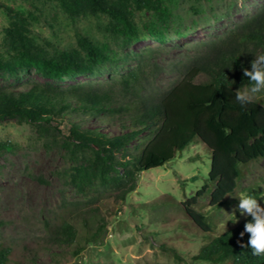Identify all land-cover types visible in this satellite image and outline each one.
<instances>
[{"label":"rangeland","instance_id":"obj_1","mask_svg":"<svg viewBox=\"0 0 264 264\" xmlns=\"http://www.w3.org/2000/svg\"><path fill=\"white\" fill-rule=\"evenodd\" d=\"M162 1L166 13L131 8L130 19L139 37L130 41L99 13L85 11L72 21L56 0H0L1 54L6 55L8 48L5 29L22 16L27 36L42 52L50 54L60 48L82 57L77 44L81 34L108 57L92 73L54 80L32 68L15 66L9 59L8 66L0 68V89L33 82L95 85L114 81L140 66L147 78L142 80L140 94H158L181 78L183 64L203 50L202 42L216 38L264 5V0ZM202 78L200 75L197 80ZM253 98L264 101V94ZM102 117L68 113L61 131L15 118L0 121V140L16 144L0 156V241L12 247L8 264H215L192 257L211 235L198 229L181 205L208 182L209 149L195 139L162 166L142 171L135 189L123 199L115 189L106 187L81 193L71 181L74 168L89 170L91 154L62 145L65 123L78 121L82 127L119 132L115 123ZM143 138L140 135L133 140L118 156L134 154ZM242 170L238 188L225 205L211 209L208 194L195 205L214 221L213 235L245 217L237 208L241 192L257 194L258 203L264 205V158ZM63 221L77 228L72 243L55 238L54 231ZM99 224L104 227L94 232ZM95 233L98 239L87 243L85 236Z\"/></svg>","mask_w":264,"mask_h":264},{"label":"trees","instance_id":"obj_2","mask_svg":"<svg viewBox=\"0 0 264 264\" xmlns=\"http://www.w3.org/2000/svg\"><path fill=\"white\" fill-rule=\"evenodd\" d=\"M56 1L72 21L85 11L106 16L130 41L139 37L138 28L130 19L131 8L151 13H166L168 9L162 0ZM26 26L20 16L5 29L8 48L6 55L0 53V68L8 66L11 59L15 66L32 68L44 78L54 80L92 73L108 59L103 49L81 34L77 44L82 57L60 48L50 54L42 52L27 36ZM200 47L203 50L183 64L181 78L158 94H140L142 82L147 79L143 78L140 66L114 81L95 85L50 86L33 82L19 88H1L0 121L15 118L61 131L60 125L68 113L94 118L104 115L101 119L115 123L119 132L109 134L70 121L65 123L67 134L62 145L91 154L87 158L89 170L74 168L71 181L79 192L112 188L120 199L135 189L142 171L162 166L198 139L210 151L208 182L181 205L198 229L210 233L211 239L192 257L215 264H264V254L253 255L251 248L240 244H247L249 234L245 232L241 237L240 233L250 216L213 235L214 221L195 207L206 194L211 209L225 205L238 188L242 168L264 158V101L252 98L251 103L242 106L236 100L237 92L251 86L244 69L250 70L252 60L264 54V5L216 38L202 42ZM200 75L203 78L197 80ZM140 135L144 138L136 145L134 154L118 156ZM15 147L9 140H0V156ZM254 196L259 197L255 193ZM103 227L99 224L94 232ZM54 232L56 240L72 243L78 231L71 222L63 221ZM96 236H85V240L96 241ZM11 253L12 247L0 241V264H8Z\"/></svg>","mask_w":264,"mask_h":264},{"label":"clouds","instance_id":"obj_3","mask_svg":"<svg viewBox=\"0 0 264 264\" xmlns=\"http://www.w3.org/2000/svg\"><path fill=\"white\" fill-rule=\"evenodd\" d=\"M244 75L251 82V86L236 94V100L242 106L251 103L253 96L264 94V54H260L252 60L250 70L245 68ZM238 198L237 208L241 215L251 217L240 233L241 237L245 232L249 234L246 245L240 241L241 247L251 248L253 255H262L264 254V206L258 203L256 196L247 191L241 192Z\"/></svg>","mask_w":264,"mask_h":264}]
</instances>
